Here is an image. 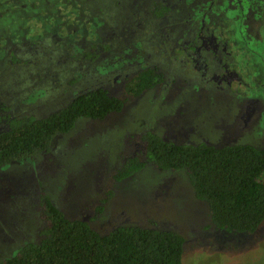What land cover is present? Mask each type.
<instances>
[{"label":"rangeland","instance_id":"obj_1","mask_svg":"<svg viewBox=\"0 0 264 264\" xmlns=\"http://www.w3.org/2000/svg\"><path fill=\"white\" fill-rule=\"evenodd\" d=\"M129 4L31 0L20 6V1L0 0V98L14 115L45 116L102 81L124 103L103 118H80L46 152L0 168V261L40 238L48 225L43 216L47 195L68 218L84 219L101 233L125 222L155 221L177 230L184 237L181 264H264V221L253 233L216 229L184 171L147 164L131 177L115 178L127 159L142 158L145 130L175 142L264 145V31L245 43L227 21L226 50L234 59L224 54V71L217 75L238 77L223 82L224 95L213 92L219 89L216 80L203 82L197 69L170 62L171 39L161 43L148 16L128 9ZM109 33L115 37L114 51L140 41L145 45L141 66L156 65L162 72L154 85L133 92L136 65L114 81L121 70L116 58L95 62L99 53H91L88 43L104 45ZM18 42L27 44L16 45L22 58L14 56L11 45ZM150 45L156 50L151 58ZM11 56L18 61L13 64Z\"/></svg>","mask_w":264,"mask_h":264},{"label":"trees","instance_id":"obj_2","mask_svg":"<svg viewBox=\"0 0 264 264\" xmlns=\"http://www.w3.org/2000/svg\"><path fill=\"white\" fill-rule=\"evenodd\" d=\"M131 85L133 92L159 80L145 68ZM123 100L102 87L75 95L45 116L14 115L1 106L0 167L34 158L49 150L57 135L71 130L80 118H103L121 110ZM12 114V115H11ZM142 158L130 157L115 178L133 176L147 164L161 171L182 170L194 196L204 201L212 225L227 232L253 233L264 221V145L234 142L218 145L207 140L175 142L146 131ZM43 212L49 224L40 238L25 242L0 264H181L184 237L155 221L147 225L120 223L105 233L86 220L68 218L47 196Z\"/></svg>","mask_w":264,"mask_h":264},{"label":"flooded vegetation","instance_id":"obj_3","mask_svg":"<svg viewBox=\"0 0 264 264\" xmlns=\"http://www.w3.org/2000/svg\"><path fill=\"white\" fill-rule=\"evenodd\" d=\"M16 2H21L20 6H23V3H29L31 0H15ZM130 2L128 9L132 11H140L146 16H148L147 21L150 25H154L157 30L156 33L159 35V41L171 39V44L169 46L171 50L170 56L173 57L170 62H176L185 68L187 71H190L191 68H195L201 74V80L203 82L209 81V79L216 80L217 88L213 92L224 93L223 82L229 83L231 78H236L231 74V78L227 75H221L219 78V72H223L221 69L223 66V56L224 54L230 56V59H234L233 54L227 53V38L226 31H228L227 21H232L236 31L239 32L240 40H244L247 43V40L250 39H260L261 31H264V0H127ZM118 10H124L125 7L117 5ZM230 39L231 37L228 36ZM151 38H147L148 43H150ZM115 37L110 33L107 35L106 41L108 43L103 44H91L88 45L91 47V53L96 51L99 53L93 59L97 63L99 57L110 55L111 58H116V62L120 67H117V70H120L119 74L113 76V80L121 75L123 69L128 68L131 64L136 65V74L139 75L140 72L145 68H154L159 73V79L162 76V72L154 66H141L142 62L145 60V45L141 46V41L136 46L129 48L123 47L116 51L112 49V43L114 42ZM78 40H75L73 44L79 45ZM112 41V42H111ZM111 42V43H110ZM27 45L23 42H18L16 44H11L14 48V56L16 58H22L19 54L16 45L18 44ZM80 46V45H79ZM153 46V45H152ZM151 45L147 49H151L150 52H147V56L151 58L155 57V48ZM166 49V48H165ZM176 49H179V52L176 54ZM164 50V49H162ZM169 51V48L167 49ZM234 50V48H233ZM235 51V50H234ZM48 54V53H47ZM46 54V55H47ZM131 54H134L133 56ZM93 54H91V58ZM131 57H133L131 59ZM225 57V56H224ZM10 61L14 64L12 56L9 58ZM8 59V60H9ZM91 59V62L92 60ZM138 67V68H137ZM111 67L109 66V69ZM135 72V71H134ZM131 75L129 71H124V76ZM137 80V79H136ZM105 81L101 83L92 85L89 88L78 91L77 94L88 90L93 87H102L111 94L107 87L104 86ZM154 85V84H153ZM151 87V86H150ZM149 88V87H148ZM209 90L208 88H205ZM223 91V93L221 92ZM76 94V95H77ZM115 96V95H114ZM118 97V96H116ZM8 106L0 98V107ZM124 105V103H123ZM123 108V107H122ZM9 109V108H8ZM59 109V108H58ZM120 111V110H119ZM9 112L10 109H9ZM118 112V111H115ZM0 110V115H1ZM12 113V112H11ZM12 115V114H11ZM77 123V122H76ZM148 131L145 130L141 135L143 140V154L145 151L146 141L143 139V134ZM151 131V130H149ZM153 132V131H151ZM1 168V167H0ZM44 209V205H43ZM44 218L47 219L46 215L43 212ZM49 224V222H48Z\"/></svg>","mask_w":264,"mask_h":264}]
</instances>
